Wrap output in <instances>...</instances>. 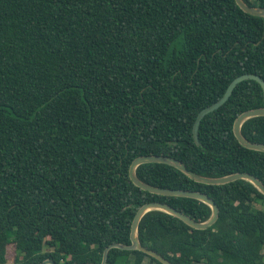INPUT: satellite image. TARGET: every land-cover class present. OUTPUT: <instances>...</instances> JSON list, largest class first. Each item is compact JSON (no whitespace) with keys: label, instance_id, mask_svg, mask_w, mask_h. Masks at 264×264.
Wrapping results in <instances>:
<instances>
[{"label":"trees","instance_id":"1","mask_svg":"<svg viewBox=\"0 0 264 264\" xmlns=\"http://www.w3.org/2000/svg\"><path fill=\"white\" fill-rule=\"evenodd\" d=\"M264 8V0H245ZM264 80V18L235 0H0V264H101L111 244L131 245L146 203L206 222L211 208L191 198L146 192L130 180L142 156H165L219 178L264 184V153L234 135L242 113L264 107L246 80L207 115L241 75ZM243 136L264 144V117ZM137 176L165 189L200 192L219 207L196 230L151 211L142 245L171 264H264V195L239 180L196 182L173 166L144 164ZM161 264L112 249L107 264Z\"/></svg>","mask_w":264,"mask_h":264},{"label":"water","instance_id":"2","mask_svg":"<svg viewBox=\"0 0 264 264\" xmlns=\"http://www.w3.org/2000/svg\"><path fill=\"white\" fill-rule=\"evenodd\" d=\"M235 2L239 6V8L243 10L245 13L250 14L255 17L264 18V8L252 7L248 5L245 2V0H235ZM246 80H254L257 83H259L264 92V80L257 75L246 74V75H241L235 78L230 83L223 97L219 101H217L216 103H214L213 105L209 107L204 108L197 115L194 126H193V138L197 146L201 145L200 139H199V127H200L202 120L210 113H213L214 111H217L218 109H220L230 99L237 85ZM257 117H264V107L249 110L239 115L234 123V135L243 147L253 150V151L264 153V144L252 143L248 141L242 134L243 124L246 121L253 119V118H257ZM151 163L166 164V165L173 166L179 171H181L182 173H184L185 175H187L192 180L202 183V184H206V185H219L220 186V185H227V184L239 181V180H245L253 184L255 188L264 195V184L255 176L247 174V173H235L232 175L219 177V178L205 177V176L198 175L188 170L184 163L174 158H171V157L154 156V155L138 157L137 159L133 161V163L130 166V170H129L130 180L135 186H137L138 188L146 192H149L155 195L168 196V197H183V198H191V199L198 200L200 202L205 203L211 208L212 215L210 219L206 222H197L191 217L170 207L169 205H166L160 202L146 203L137 211L134 217V220L132 222L131 245L111 244L109 247L105 249L101 264H107L109 252L112 249H120L124 251H140L154 258L155 260L159 261L161 264H171L166 258H164L162 255H160L156 251H153V250H150L144 247L138 237V228H139L140 221L147 213L151 211H162L172 216H175L181 221H183L186 225L196 230H206L209 227L213 226L218 220L219 212H220L219 207L215 203V201L212 198H210L208 195L200 193V192L159 188V187H155V186H152V185H149L143 182L137 176L136 170L141 165L151 164ZM40 264H55V263L51 260H45ZM199 264H208V263H199Z\"/></svg>","mask_w":264,"mask_h":264},{"label":"rangeland","instance_id":"3","mask_svg":"<svg viewBox=\"0 0 264 264\" xmlns=\"http://www.w3.org/2000/svg\"><path fill=\"white\" fill-rule=\"evenodd\" d=\"M9 264H12V254H11V251H10V254H9ZM144 264H148V261H145Z\"/></svg>","mask_w":264,"mask_h":264}]
</instances>
